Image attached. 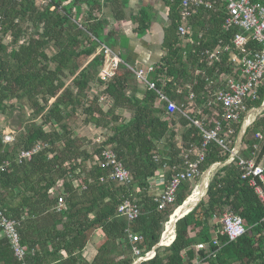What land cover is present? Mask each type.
Listing matches in <instances>:
<instances>
[{
    "label": "trees",
    "instance_id": "1",
    "mask_svg": "<svg viewBox=\"0 0 264 264\" xmlns=\"http://www.w3.org/2000/svg\"><path fill=\"white\" fill-rule=\"evenodd\" d=\"M128 1L0 0V115H18L13 141H3L0 129V211L15 221L24 264H133L138 256L132 247L136 246L141 256L151 250L160 241L173 211L194 191L202 172L229 156L219 145L208 143L199 173L182 181L173 201L158 208L149 187L157 170L164 167L167 185L172 174L183 167L190 144L200 147L201 139L178 112L167 113L154 91L144 92L138 100V79L121 61L103 90L89 93L102 84V44L126 62L118 39L103 40L101 36V7L103 3L109 6L113 18L119 21L125 18ZM163 2L167 25L161 41L162 55L148 79L157 86L164 83L165 93L178 106L185 105L192 92L194 110L201 107L209 115L215 109V117L221 119L220 106L206 103L215 89L211 80L220 74L232 76V67L227 54L219 62L208 61L204 51L218 44H227L233 50L231 39L237 28H223L226 13L217 3L210 10L192 7L187 21L191 41L184 44L177 29L180 0ZM151 17L149 7L131 16L136 32L146 31ZM248 46L257 48L253 41ZM166 76L169 81L164 80ZM101 94L108 97L102 104L98 102ZM263 99L264 82L247 109L259 107ZM79 109L82 124L102 130L101 142L95 137L89 142L75 133L69 120ZM117 109L129 111L130 120L124 122ZM244 115L231 125V146ZM175 122L185 128L179 142L174 137ZM258 131L263 134L259 142L253 136ZM37 142L45 146L29 159H17L20 150L30 149ZM255 144L259 151L254 150ZM107 145L129 171V184L105 178L110 167L95 157L101 159V150ZM263 151L264 111L247 126L239 155L251 157ZM60 195L63 207L58 210ZM125 199H136L138 204L140 213L133 221L117 214V207ZM224 212L238 214L247 228L232 242L217 234L218 220ZM263 213L258 196L241 178L235 158L215 172L205 196L176 220L172 242L157 246L151 259L137 264H193L197 254L205 257L201 264H264V225L259 222ZM96 231L104 241L86 262L81 253ZM127 231L141 238L131 242ZM214 234L218 245L211 243ZM197 242L216 249L214 256L195 250L193 244ZM0 264H21L1 227Z\"/></svg>",
    "mask_w": 264,
    "mask_h": 264
},
{
    "label": "built area",
    "instance_id": "2",
    "mask_svg": "<svg viewBox=\"0 0 264 264\" xmlns=\"http://www.w3.org/2000/svg\"><path fill=\"white\" fill-rule=\"evenodd\" d=\"M213 3H217L226 13L222 24L223 28L229 29L236 27L237 32L231 39L233 50L229 45L219 44L213 50L206 49L204 51V54L208 57V61H220L222 53L228 52L229 62L233 66L232 76H227V74L219 76L223 85L213 92V99L208 103L210 107L217 104L221 109V119L213 117L211 125H206L205 117L200 116L203 112L201 107L196 109L199 116L192 115L194 110V105H192L194 95L192 92L189 93L188 102L185 105L178 106L165 93L163 87H158L155 82L146 79L145 73L152 70L153 66L148 68L143 67L137 70L132 69L119 58L118 53L110 49L107 45L102 44L100 47L103 62L99 71V77L102 81L101 87L104 88L112 78L116 63L119 61L123 62L128 68H131L130 70L134 72L138 79L145 83L147 90H152L156 93L159 101L164 104L168 114L179 112L197 130V135L201 139L200 147L196 145V147L190 146L188 148L187 153L184 155L183 167L172 174L171 179L165 185L162 192L154 197V201L158 203V208H163L166 204L173 201L175 190L180 186L182 181L191 179L199 173L198 166L204 159V147L210 142H214L229 152V156L226 159L227 163L233 161L235 158L237 159V165L241 170V178L247 182L248 186L258 196L264 207V151L261 155L254 153L251 157H243L239 155L242 141L239 146L237 141L241 126L243 124H248L249 126L254 119H251V121L245 124L246 118H251L254 113V117H258L262 111L260 109L258 112H254L257 107L247 109V104L257 98L258 92L264 82V0H180V24L177 29L183 43L191 41L187 37L190 31L187 21L192 13V7L202 6L204 9L210 10ZM250 41L255 42L257 48L249 47L248 44ZM164 80L169 81L170 78L165 77ZM105 98L106 94L100 95L98 102L102 104ZM216 112L214 111L212 114ZM244 112L245 115L242 118L237 138L233 146H231V136L234 134V128L231 125L238 123ZM224 124L227 125L226 128ZM253 136L258 142L263 140V134L259 131ZM13 139L12 132L3 133V141L11 142ZM103 139V135L99 134L95 141L101 142ZM44 146V143L37 142L30 149L20 150L17 159H29L32 154L41 150ZM253 148L259 151L258 144H255ZM190 154H193V156L190 157ZM100 158L95 157V160L102 165L110 167V172L106 175V179L123 184H129L131 182L129 171L117 159L116 153L109 145L103 147ZM101 180H103V177H101ZM62 207L63 196L60 195L57 199V209L59 210ZM139 213L140 210L136 199H125L117 207V214L125 216L129 221H133ZM218 222L220 229L217 231V234L226 236L228 242L236 240L247 230L242 218L232 212L222 213ZM259 222L264 225V213ZM0 227L2 233L8 238L14 255L21 264H24V249L19 242V236L15 229V221L6 218L1 211ZM127 232L131 242L138 241L141 238L138 233L132 234L130 231ZM172 232L173 230L164 238L163 243L157 246L169 245L174 237ZM211 243L212 245H218L215 234ZM156 247L153 246L151 250L146 251L141 256L140 250L136 246H133V253L138 256L133 264H137L142 260L151 259L155 255ZM193 247L195 250L205 251L207 257L214 256L216 252V249L212 250L205 242L194 243ZM204 259L205 257L197 254L193 264H201Z\"/></svg>",
    "mask_w": 264,
    "mask_h": 264
},
{
    "label": "crops",
    "instance_id": "3",
    "mask_svg": "<svg viewBox=\"0 0 264 264\" xmlns=\"http://www.w3.org/2000/svg\"><path fill=\"white\" fill-rule=\"evenodd\" d=\"M142 7H149L152 17H151L149 28L142 33H138V32H136L137 25L131 19V16H134L135 14H137V12ZM98 17H99L98 19H101V21L102 20L104 21L103 32L101 33L103 40L107 37H114L115 39H118V41L120 42V46L119 45H117V46H119L121 48L122 52L125 54V57H126L125 63L129 67L137 70V69H140L143 67L148 68L150 66H153V69H154V65L157 63V61L160 59V57L162 55L161 41H162L163 35H164V28L167 25V7L165 6L163 0H129L128 5L125 8V18L121 19L119 21H116L113 18L111 11H110V7L103 3V5L101 7V12L99 13ZM221 45H227V44H221ZM217 46H215L214 48H216ZM213 49H211V50H213ZM225 54L228 55L227 56V62L230 63L228 52H223L221 55V59L223 58V56ZM216 62H219V61H216ZM230 66L233 68L231 63H230ZM131 68H129V69H131ZM153 69L150 71H147L145 73L146 79H148V74L152 73ZM116 71L117 70L115 68L114 72H116ZM220 75H224V74H220ZM220 75L215 77V79L211 80L212 83H214V85H215V89L213 90V92L217 88H221L223 85V83H221V79L219 78ZM227 76H228V74H227ZM229 76H231V75H229ZM166 77H169V76H166ZM137 87H138V90H137V93L135 94V96L138 100H142V98L144 96V92L151 91V90H147L145 83L143 81H141L140 79H138V86ZM158 87H164V83H161V85H159ZM187 87L190 88V85H187ZM102 90H103V87H101V85H97L94 88L92 87L91 90H89V93H92L94 91L96 93H98V92H101ZM107 99H108V97L105 98V101ZM212 99H213V94H212V98L210 100H212ZM210 100L207 101V103H206L207 105H209L208 103ZM109 103H111V102H109ZM263 110L264 109H262V111ZM214 111H217V110L211 109L209 115L205 114V112L203 111L202 114L200 115L202 117H205L206 125L211 124L213 117H215V114H212ZM115 112L117 115H120L124 119V122H127L131 118L130 112L126 111L125 109H117ZM192 115L199 116L197 114L196 110H193ZM256 118L257 117H254L252 122ZM248 121H249V119L248 120L246 119L245 122L247 123ZM188 123H189L188 125L193 128V126L190 124L189 121H188ZM0 126H2V130H3L2 134L7 133V132H12V135L14 136V134H13L14 132L10 131L8 129V125H6V117L3 114L0 115ZM89 128H91L92 133L95 132L97 134V136L99 134H102L101 133L102 130H100L98 128L93 129L92 126H90ZM173 129H174L173 131L175 133L174 137L176 138L175 140L177 142H179L181 137H182V134L184 133L185 128L175 122V123H173ZM75 133H77V132H75ZM196 136H197V134H196ZM96 137H95V139H96ZM190 146L196 147V144L191 143ZM220 163H223V162H220ZM228 163H225V164H228ZM225 164H223V165H225ZM221 166L214 167L210 170V173H209L210 181H211L212 177L214 176L215 172ZM203 172H202L201 176L203 175ZM164 175H165V169H164V167H160L157 170L156 176L150 182V186H149L150 192L154 193L155 196L159 195L166 185ZM200 184H201V181H200ZM198 187L200 188V186H198ZM194 191H195V189H194ZM194 191L192 192V194L194 193ZM203 196H205V195H202V197ZM194 235H193V237H194ZM211 238H212V236H211ZM103 241H104V236L99 234L96 231L93 234V236L90 239L87 246L83 249V251L81 253L82 259L86 262L91 261L93 258L94 251L96 250V247L100 243H102ZM193 246H194V244H193Z\"/></svg>",
    "mask_w": 264,
    "mask_h": 264
},
{
    "label": "rangeland",
    "instance_id": "4",
    "mask_svg": "<svg viewBox=\"0 0 264 264\" xmlns=\"http://www.w3.org/2000/svg\"><path fill=\"white\" fill-rule=\"evenodd\" d=\"M260 110V108H258V109H256V112H258ZM264 111V110H263ZM263 111H261L262 113H263ZM260 112V113H261ZM12 115L11 116H8V117H6V125H8V129L10 130V131H13L14 133V135H15V126H16V124H17V121H18V115L15 113V112H12L11 113ZM254 116H255V113L252 115V117L251 118H246L247 120L249 119V121H251V119H253L254 118ZM71 118L72 119H70L69 121H71V123L73 124V126H74V130H75V132H77L76 134L77 135H82V136H85L88 140H89V142H90V140H91V138H94V137H96L97 136V134L94 132V133H92V131H91V128H89L90 126H92V125H85V124H82V120H83V115H82V112L80 111V109L78 110V112L76 113V114H73L72 116H71ZM56 126V125H55ZM0 128L2 129V126H0ZM44 128H46V127H44ZM3 131V130H2ZM208 173H206V175H207ZM209 176V175H208ZM202 177H203V175L200 177V179H199V182H198V184H197V186L195 187V190L196 189H199V187L198 186H200L199 184H200V181H201V179H202ZM203 198V197H202ZM201 198V199H202ZM173 233V232H172ZM171 233V234H172ZM91 243V242H90Z\"/></svg>",
    "mask_w": 264,
    "mask_h": 264
},
{
    "label": "bare ground",
    "instance_id": "5",
    "mask_svg": "<svg viewBox=\"0 0 264 264\" xmlns=\"http://www.w3.org/2000/svg\"><path fill=\"white\" fill-rule=\"evenodd\" d=\"M206 173L201 180V184H199L200 188L195 190L194 193L186 199L187 200L186 205L184 203L183 206H181V207L179 206L174 210L175 214L171 217L170 221L168 220L169 222H167L165 225V228H164L165 232L163 234V237H165L168 233L171 232L172 224L174 223L175 217H177V216L183 214L184 212H186L187 210L191 209L199 201V199L201 198V196L203 194L202 191L204 190V188L208 182V179H209V176H208V174L206 175ZM186 200H185V202H186Z\"/></svg>",
    "mask_w": 264,
    "mask_h": 264
},
{
    "label": "water",
    "instance_id": "6",
    "mask_svg": "<svg viewBox=\"0 0 264 264\" xmlns=\"http://www.w3.org/2000/svg\"><path fill=\"white\" fill-rule=\"evenodd\" d=\"M258 108H260L261 110L264 109V101L262 102V104H261L259 107H257V109H258ZM247 126H248V124H246V125L243 124V125L241 126V129H240V132H239V136H238V140H237V141H238V146L240 145V142H241V140H242V136H243V134H244V132H245ZM225 163H227L226 160H225L223 163L216 162V163H214V164H212V165H209V167L203 172V176L205 175L206 172H207L208 175H209L210 170H211L212 168H214V167H218V166H221V165H223V164H225ZM202 178H203V177H202ZM209 182H210V179H208V182H207V184H206V187H205V190H204V192H203V195H205L206 192H207ZM200 200H201V198L199 199V201H200ZM199 201H198V202H199ZM198 202H197V203H198ZM184 203H185V201L180 205V207L183 206ZM197 203H196V204H197ZM196 204H195L193 207H195ZM178 207H179V206H178ZM193 207H192V208H193ZM192 208H191V209H192ZM191 209H189V210H187L186 212H184L183 214H181V215L175 217V219H174V223L172 224V230H173V231H174V226H175V222H176V220L179 219L180 217L184 216V215H185L187 212H189ZM174 214H175V212L173 211L172 215L169 217V221H170L171 217H172ZM169 221H168V222H169ZM172 230H171V231H172ZM164 232H165V229H164V231H163V233H162V235H161L160 241H159L154 247H156V246L159 245V244H162L163 241H164V238L169 234V233H168L165 237H163Z\"/></svg>",
    "mask_w": 264,
    "mask_h": 264
}]
</instances>
